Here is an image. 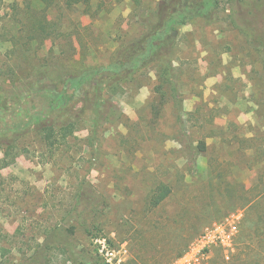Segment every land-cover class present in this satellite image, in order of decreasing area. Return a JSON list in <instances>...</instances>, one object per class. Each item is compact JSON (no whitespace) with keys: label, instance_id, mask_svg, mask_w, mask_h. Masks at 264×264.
<instances>
[{"label":"rangeland","instance_id":"rangeland-1","mask_svg":"<svg viewBox=\"0 0 264 264\" xmlns=\"http://www.w3.org/2000/svg\"><path fill=\"white\" fill-rule=\"evenodd\" d=\"M141 1L4 0L0 130L47 104L24 86L39 66L105 65L138 38L141 8L161 0ZM237 5L222 0L214 23L180 28L174 83L162 84L161 64L147 65L113 86L100 122L83 121L55 154L34 124L0 139V159L17 143L15 160L0 163V264H105L103 240L120 264H171L228 217L238 221L230 258L217 248L201 264H264V203L248 205L264 192V37L241 29ZM161 182L173 193L151 209Z\"/></svg>","mask_w":264,"mask_h":264},{"label":"trees","instance_id":"trees-1","mask_svg":"<svg viewBox=\"0 0 264 264\" xmlns=\"http://www.w3.org/2000/svg\"><path fill=\"white\" fill-rule=\"evenodd\" d=\"M4 0H0V5ZM141 4V0H135ZM222 0H161L152 8H141L139 20L144 27L143 33L136 39L123 44L108 64L89 67H64L56 64H42L24 81V86L39 92L46 98L47 104L34 113L27 121L16 122L13 130H0V139L8 131L15 135L35 126L45 142L48 151L55 154L85 120L100 122L101 106L105 96L113 86L132 82L136 75L151 63L161 64L162 84L174 83L173 55L177 45L180 28L196 19H203L211 24L217 20ZM231 2L234 0H230ZM241 6L234 8L235 20L243 19L241 29H249L256 37H264V0H238ZM239 16V17H238ZM42 26V25H41ZM248 27V28H247ZM39 28V25H38ZM247 28V29H246ZM264 60V59H263ZM39 84V90L35 86ZM20 89L16 87L15 90ZM174 92L178 93L174 89ZM14 92L11 94L13 95ZM177 95V94H176ZM104 99V100H103ZM79 105V107H76ZM24 135V134H22ZM16 136L15 139H18ZM17 143L10 142L5 156L0 159L2 167L11 164ZM188 144H185V147ZM198 148L206 151L205 141H200ZM173 193V187L161 182L149 198V207L154 209L164 203ZM264 192L248 199L249 209H255L264 203ZM75 205L74 210H80ZM264 219L263 211L259 219ZM256 224V222H254ZM257 227L256 231L258 232ZM251 233H245L241 240V252L249 248ZM50 248L49 244L45 245ZM241 254V253H240ZM181 256V255H180ZM241 256H239L240 258ZM42 261L39 260V264Z\"/></svg>","mask_w":264,"mask_h":264},{"label":"built area","instance_id":"built-area-1","mask_svg":"<svg viewBox=\"0 0 264 264\" xmlns=\"http://www.w3.org/2000/svg\"><path fill=\"white\" fill-rule=\"evenodd\" d=\"M238 234V221L236 217H228L207 227L201 236L190 248L177 257L171 264H201L208 260L217 248L230 258L235 248ZM105 264H120V258L115 250L107 247L106 240L101 241Z\"/></svg>","mask_w":264,"mask_h":264}]
</instances>
